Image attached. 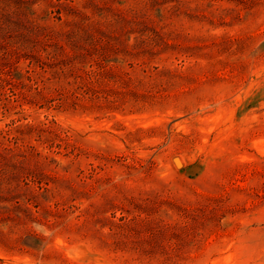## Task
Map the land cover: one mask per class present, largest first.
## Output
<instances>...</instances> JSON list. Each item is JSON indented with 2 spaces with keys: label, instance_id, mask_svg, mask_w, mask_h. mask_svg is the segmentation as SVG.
<instances>
[{
  "label": "rangeland",
  "instance_id": "obj_1",
  "mask_svg": "<svg viewBox=\"0 0 264 264\" xmlns=\"http://www.w3.org/2000/svg\"><path fill=\"white\" fill-rule=\"evenodd\" d=\"M0 264H264V0H0Z\"/></svg>",
  "mask_w": 264,
  "mask_h": 264
},
{
  "label": "clouds",
  "instance_id": "obj_2",
  "mask_svg": "<svg viewBox=\"0 0 264 264\" xmlns=\"http://www.w3.org/2000/svg\"><path fill=\"white\" fill-rule=\"evenodd\" d=\"M31 228L34 232V235L42 238V237H47L49 235V229L46 225L41 224L40 222L33 221L31 223Z\"/></svg>",
  "mask_w": 264,
  "mask_h": 264
},
{
  "label": "bare ground",
  "instance_id": "obj_3",
  "mask_svg": "<svg viewBox=\"0 0 264 264\" xmlns=\"http://www.w3.org/2000/svg\"><path fill=\"white\" fill-rule=\"evenodd\" d=\"M180 160V159H179ZM176 163L179 164L178 159H176ZM181 164V163H180Z\"/></svg>",
  "mask_w": 264,
  "mask_h": 264
}]
</instances>
